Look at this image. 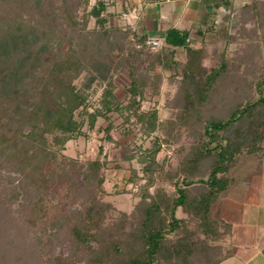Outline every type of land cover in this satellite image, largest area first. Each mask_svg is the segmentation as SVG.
I'll return each instance as SVG.
<instances>
[{
  "label": "rangeland",
  "instance_id": "1",
  "mask_svg": "<svg viewBox=\"0 0 264 264\" xmlns=\"http://www.w3.org/2000/svg\"><path fill=\"white\" fill-rule=\"evenodd\" d=\"M97 1L105 3L102 27L88 13ZM128 7L127 0H0V264H90L89 257L115 245L119 257L129 253L131 234L144 215L139 194L148 183L145 164H152L147 194L157 188L172 194L182 156L194 146L211 148L225 136H240V128H248L246 118L259 115L261 106L208 133L210 122L225 120L245 99L264 93V0L250 1L218 22L197 54L162 40L149 44L122 16ZM212 69L217 74L210 82ZM132 82L135 114L128 93ZM47 102L62 107L47 116ZM7 103L14 110H7ZM106 103L113 105L107 118L98 116L89 128L90 113L104 111ZM71 108L81 134L54 144L52 138L64 139L66 133L48 124ZM135 124L142 125L140 132ZM108 125L107 133L101 128ZM30 129L45 130L47 142L37 143L46 150L29 158L14 138ZM154 139L159 148L150 163L146 148ZM239 149L222 173L228 179L249 155L245 146ZM95 159L103 162L98 169L90 164ZM210 166L204 158L196 178ZM100 176L103 182L96 186ZM176 215L192 217L180 207ZM79 223L92 229L84 243L71 230ZM226 228L220 224L205 237L217 250ZM199 229L190 219L178 235L193 242L203 236ZM156 264L166 263L160 258Z\"/></svg>",
  "mask_w": 264,
  "mask_h": 264
},
{
  "label": "trees",
  "instance_id": "2",
  "mask_svg": "<svg viewBox=\"0 0 264 264\" xmlns=\"http://www.w3.org/2000/svg\"><path fill=\"white\" fill-rule=\"evenodd\" d=\"M104 5L105 3L103 1H97L88 12L95 18V23L100 27L104 26L106 22V18L104 14H102L103 9L105 8ZM81 9L83 10V8ZM187 36V32H181L175 28H168L165 31L163 38L164 43L171 48L183 47L189 52V54H197L200 48L190 45L187 41ZM194 57L195 56H193V59ZM190 61H192V59ZM69 63L71 64L73 62ZM190 65L192 66L191 62H189L188 72H191L192 70L190 69ZM216 74L217 71L212 69L207 76V80L211 82ZM135 87L136 83L132 82V86L128 91V93L133 96L131 97V101H133V109H131V111L133 114H135V109L137 110L138 108L137 105L134 106L137 102L135 100L137 96L134 92ZM206 91V88H204L201 91L203 94L199 93V100L207 93ZM108 93L113 101L117 102V97L110 92ZM243 103V105L232 110L225 120H215L210 122L207 129L212 130V132L208 133L214 135L216 131L218 132L219 130L226 129L233 123V121H238L245 114L251 115L250 111L252 109L261 106L259 115L256 116V119H254V117L252 119L251 117L246 118L243 125L246 124L248 128L247 130L240 128V136H225L222 138V142H215V145L211 148L205 147L203 144L192 147V150L188 154L181 157L178 177L175 176L172 184L174 187V192L172 194H166L162 188H157L151 195L147 194L146 187L153 184V179L151 178L152 164H145L143 170L146 172L148 183L144 185V191L141 192V195L139 194L140 203L141 205L145 203V208L144 215L141 221L137 224L136 234H131V241L134 239V244H130L129 246L131 247H129L127 251L129 253H126L121 257L116 253L119 249L117 245H115L113 250L114 255L112 254V248L110 250L103 249L101 253L96 255L93 254L89 257L90 264H156L160 258L165 260L166 264H215L221 258L220 249L217 250L215 245L209 244V241H207L205 237L210 236L211 234L213 235L220 224L227 227L226 224L216 216H212V211L215 208L222 191L227 187L231 180L226 178L222 173H224V170L228 167L230 161L235 158L234 154L236 151L241 150L239 148L242 146H245V151L248 154H264V149H262V146H264V93L259 94V96L253 100L245 99ZM7 106V110H14L13 104L9 105L7 103ZM112 106V104H107L104 111L97 110L96 112L90 113L88 127H94L98 116L107 118V110L112 109ZM60 107H62V105L60 106L59 103L47 102L45 108L48 112L47 116L53 115V112L60 109ZM21 109L30 111L27 108ZM72 111L71 108L65 117L64 115H61V117H58L55 122H49L48 126H50L51 129L54 128L56 131L62 130L66 133L64 139L58 138L54 140V138H52L54 144L63 145L68 139L81 134L80 122L73 118ZM31 114L32 116L37 115L38 111L34 110L33 112L31 110ZM135 125L140 132L142 125ZM253 127H255L253 137H250L251 134L249 132ZM101 129L108 133L110 132V125ZM133 129L134 128H132V130ZM45 132V130L36 132V129H30L29 132L20 134L18 138H14L17 144L23 145V157L32 156L31 152L34 155L39 149L40 151L46 150L41 146H37V143L40 142H44L42 145L46 144L47 140L44 136ZM134 134L136 135V133ZM106 136L110 138V136ZM6 141L5 143L8 144L9 139ZM155 141L156 139L150 144L151 146L146 148V153L151 160L150 163L155 162L156 153L159 148L158 145H155ZM206 157H209L211 161L210 170L207 175H197L198 179L200 178L198 180L195 175L200 172L198 168L202 169V162ZM102 163L103 162H100L99 159L90 162L95 169H98ZM179 175L181 178H179ZM102 182L103 176H100L96 179V186H100ZM147 199L149 201H147ZM178 207H180L183 212L192 215V217H178L176 215V209ZM87 217V223L92 225L95 220V212L93 208L88 212ZM190 219L196 220L197 225L200 227V234L203 235L201 238L197 237L193 242H189L187 238H185L187 236L186 234L185 237L182 236L183 234L178 235L181 224L187 221L190 222ZM81 228H84V225L81 226L79 223L72 226L71 230L76 240L84 243L92 229L83 230ZM91 236L94 237L96 235ZM170 236H173V239ZM174 237L176 238L174 239ZM121 252L122 251L118 253L121 254Z\"/></svg>",
  "mask_w": 264,
  "mask_h": 264
},
{
  "label": "crops",
  "instance_id": "3",
  "mask_svg": "<svg viewBox=\"0 0 264 264\" xmlns=\"http://www.w3.org/2000/svg\"><path fill=\"white\" fill-rule=\"evenodd\" d=\"M250 1L256 0H127L122 16L147 38L164 41L165 31L175 28L200 47L218 22ZM246 156L214 208L227 226L215 264H264V154Z\"/></svg>",
  "mask_w": 264,
  "mask_h": 264
},
{
  "label": "built area",
  "instance_id": "4",
  "mask_svg": "<svg viewBox=\"0 0 264 264\" xmlns=\"http://www.w3.org/2000/svg\"><path fill=\"white\" fill-rule=\"evenodd\" d=\"M149 44H153V45H157L156 42H158V39H155V38H148V41H147Z\"/></svg>",
  "mask_w": 264,
  "mask_h": 264
}]
</instances>
